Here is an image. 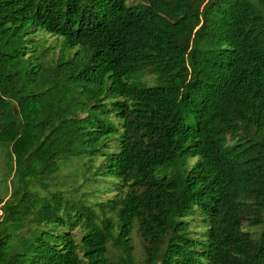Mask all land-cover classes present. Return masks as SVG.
Wrapping results in <instances>:
<instances>
[{
	"label": "trees",
	"instance_id": "trees-1",
	"mask_svg": "<svg viewBox=\"0 0 264 264\" xmlns=\"http://www.w3.org/2000/svg\"><path fill=\"white\" fill-rule=\"evenodd\" d=\"M0 264H264V0H0Z\"/></svg>",
	"mask_w": 264,
	"mask_h": 264
},
{
	"label": "rangeland",
	"instance_id": "rangeland-1",
	"mask_svg": "<svg viewBox=\"0 0 264 264\" xmlns=\"http://www.w3.org/2000/svg\"><path fill=\"white\" fill-rule=\"evenodd\" d=\"M49 41H53L54 37L47 36ZM142 80L147 83H153L151 75H144ZM82 161L78 159H62L58 162L57 173L51 176L48 181L51 186L63 189L65 194L70 197H81L86 203L95 201H106L115 195V191L104 188V184L96 183L94 178L88 177L82 179ZM133 255L137 261H141L143 257L142 247L137 234L132 239Z\"/></svg>",
	"mask_w": 264,
	"mask_h": 264
}]
</instances>
